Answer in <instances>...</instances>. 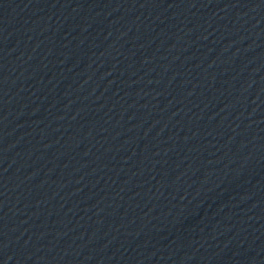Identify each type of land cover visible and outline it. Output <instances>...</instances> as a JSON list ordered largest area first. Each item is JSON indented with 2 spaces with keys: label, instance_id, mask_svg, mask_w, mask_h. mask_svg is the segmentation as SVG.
<instances>
[{
  "label": "water",
  "instance_id": "water-1",
  "mask_svg": "<svg viewBox=\"0 0 264 264\" xmlns=\"http://www.w3.org/2000/svg\"><path fill=\"white\" fill-rule=\"evenodd\" d=\"M0 264H264V0H0Z\"/></svg>",
  "mask_w": 264,
  "mask_h": 264
}]
</instances>
